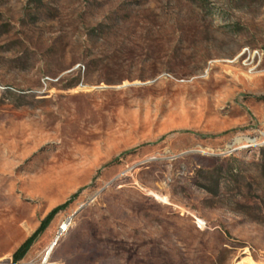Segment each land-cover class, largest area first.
<instances>
[{
	"label": "rangeland",
	"instance_id": "374dc122",
	"mask_svg": "<svg viewBox=\"0 0 264 264\" xmlns=\"http://www.w3.org/2000/svg\"><path fill=\"white\" fill-rule=\"evenodd\" d=\"M50 249L264 264V0H0V264Z\"/></svg>",
	"mask_w": 264,
	"mask_h": 264
},
{
	"label": "trees",
	"instance_id": "16d2710c",
	"mask_svg": "<svg viewBox=\"0 0 264 264\" xmlns=\"http://www.w3.org/2000/svg\"><path fill=\"white\" fill-rule=\"evenodd\" d=\"M61 208H56L53 211L54 213H57ZM44 226L40 228L36 233H34L32 236H30L14 253V259L15 261H19L27 254L29 249L31 248L32 244L36 240V238L40 235V233L43 231Z\"/></svg>",
	"mask_w": 264,
	"mask_h": 264
},
{
	"label": "bare ground",
	"instance_id": "6f19581e",
	"mask_svg": "<svg viewBox=\"0 0 264 264\" xmlns=\"http://www.w3.org/2000/svg\"><path fill=\"white\" fill-rule=\"evenodd\" d=\"M66 226H67V224H64L63 227H62V230L66 229ZM54 245H55V243L52 245V248H53ZM51 249L49 250V252L47 253V255L45 257V260L43 262L44 264H57L56 262L54 263V262L51 261Z\"/></svg>",
	"mask_w": 264,
	"mask_h": 264
}]
</instances>
